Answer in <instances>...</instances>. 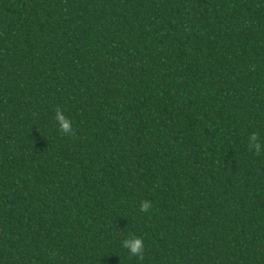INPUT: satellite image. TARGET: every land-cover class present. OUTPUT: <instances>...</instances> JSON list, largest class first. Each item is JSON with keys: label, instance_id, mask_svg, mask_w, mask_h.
Segmentation results:
<instances>
[{"label": "trees", "instance_id": "16d2710c", "mask_svg": "<svg viewBox=\"0 0 264 264\" xmlns=\"http://www.w3.org/2000/svg\"><path fill=\"white\" fill-rule=\"evenodd\" d=\"M252 133L264 0H0V264H264Z\"/></svg>", "mask_w": 264, "mask_h": 264}, {"label": "clouds", "instance_id": "9594fccd", "mask_svg": "<svg viewBox=\"0 0 264 264\" xmlns=\"http://www.w3.org/2000/svg\"><path fill=\"white\" fill-rule=\"evenodd\" d=\"M56 120L59 124V128L62 133L72 132V122L65 117L63 112L57 110ZM249 149L255 150L257 153L264 152V144L258 142V137L256 133H252L249 139ZM153 207L152 202L145 200L140 204V210L142 212H148ZM123 247L128 249L130 253L143 259L144 252V242L141 238L132 236L131 238L125 239L123 241Z\"/></svg>", "mask_w": 264, "mask_h": 264}]
</instances>
